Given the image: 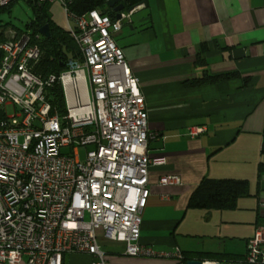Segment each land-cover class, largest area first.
Returning a JSON list of instances; mask_svg holds the SVG:
<instances>
[{
    "label": "built area",
    "instance_id": "2783aa9c",
    "mask_svg": "<svg viewBox=\"0 0 264 264\" xmlns=\"http://www.w3.org/2000/svg\"><path fill=\"white\" fill-rule=\"evenodd\" d=\"M36 1L60 4L75 22L69 32L81 58L43 78L33 70L42 55L39 33L11 31L0 46V262L63 264L64 254L77 253L109 264L99 231L124 243L127 256L182 260L179 251L157 253L140 242L150 169L163 162L149 154L140 81L112 37L134 10L113 21L98 10L72 14V0ZM55 84L64 91L63 115L48 98ZM159 183L183 184L177 175ZM263 247L264 229H257L245 263L264 264Z\"/></svg>",
    "mask_w": 264,
    "mask_h": 264
},
{
    "label": "crops",
    "instance_id": "0c3cea01",
    "mask_svg": "<svg viewBox=\"0 0 264 264\" xmlns=\"http://www.w3.org/2000/svg\"><path fill=\"white\" fill-rule=\"evenodd\" d=\"M147 1L112 33L140 81L149 154L163 162L150 169L140 242L157 253H215L245 262L248 241L264 229V0ZM47 6L59 27L76 28L60 4ZM231 73L238 77L189 85L204 74ZM193 128L203 133L192 137ZM166 175L183 184L162 186ZM205 178L248 180L250 196L233 210L189 209ZM98 235L109 264H183L177 256H127L124 243ZM61 261L92 264L77 253Z\"/></svg>",
    "mask_w": 264,
    "mask_h": 264
},
{
    "label": "trees",
    "instance_id": "16d2710c",
    "mask_svg": "<svg viewBox=\"0 0 264 264\" xmlns=\"http://www.w3.org/2000/svg\"><path fill=\"white\" fill-rule=\"evenodd\" d=\"M16 1L18 0H13L8 6H0V12L9 11ZM23 1H25L33 11L34 19L26 26L27 31L10 28L9 24H0V46L2 43L10 39V36L7 34L8 31H13L18 35L21 33L31 32L35 36L39 33V29L47 24L50 29V38H44L42 36L40 39L39 46L42 55L40 61L33 70L36 75L43 78H48L51 74H60L63 70H65L66 64L69 60L81 58V52L77 43L72 38L69 31L59 27L54 21H52L48 13V3H40L36 0ZM137 3L138 1L129 0L126 3V9L128 10L131 6H134ZM69 10L72 14L78 17H81L90 11L98 10L102 15L109 16L113 21L116 20L115 14L107 5V0H72ZM1 59L2 52L0 50V60ZM237 77V73L220 74L216 76L204 74L203 77L189 83V85L200 86L206 84H215ZM48 98L52 104L54 113L58 112L62 115L65 114L66 102L64 91L61 85H53L48 90ZM259 173H264V163L259 165ZM248 196H250V184L248 180H213L205 178L190 198L188 208L204 209L208 211L233 210L236 209L237 202L240 198ZM191 260H207L210 262H239L241 257L215 253L186 252L183 254L181 261L183 264H186Z\"/></svg>",
    "mask_w": 264,
    "mask_h": 264
},
{
    "label": "rangeland",
    "instance_id": "374dc122",
    "mask_svg": "<svg viewBox=\"0 0 264 264\" xmlns=\"http://www.w3.org/2000/svg\"><path fill=\"white\" fill-rule=\"evenodd\" d=\"M34 19L31 8L23 0L14 3L9 11L0 12V24H9L10 28L27 31V25ZM30 31V30H28Z\"/></svg>",
    "mask_w": 264,
    "mask_h": 264
},
{
    "label": "water",
    "instance_id": "95a60500",
    "mask_svg": "<svg viewBox=\"0 0 264 264\" xmlns=\"http://www.w3.org/2000/svg\"><path fill=\"white\" fill-rule=\"evenodd\" d=\"M129 0H107V5L108 7L112 10V12L115 14V17L117 20L121 19V14L123 12H125L126 9V3ZM134 1H138V3L134 6H131L127 12H131L133 11L135 8H137L138 6H144L147 7L148 6V1L147 0H134ZM39 34L41 36H43L44 38H50V29L49 26L46 24L44 26H42L39 29ZM186 264H247L245 262H203L202 260H191L188 261Z\"/></svg>",
    "mask_w": 264,
    "mask_h": 264
},
{
    "label": "flooded vegetation",
    "instance_id": "af4514ba",
    "mask_svg": "<svg viewBox=\"0 0 264 264\" xmlns=\"http://www.w3.org/2000/svg\"><path fill=\"white\" fill-rule=\"evenodd\" d=\"M127 12V11H126Z\"/></svg>",
    "mask_w": 264,
    "mask_h": 264
}]
</instances>
